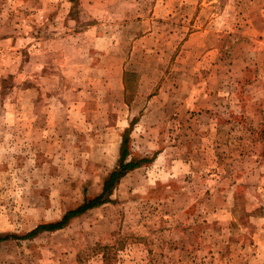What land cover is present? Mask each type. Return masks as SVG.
Instances as JSON below:
<instances>
[{"label": "rangeland", "instance_id": "374dc122", "mask_svg": "<svg viewBox=\"0 0 264 264\" xmlns=\"http://www.w3.org/2000/svg\"><path fill=\"white\" fill-rule=\"evenodd\" d=\"M64 226L22 237L98 194ZM0 264H264V0H0Z\"/></svg>", "mask_w": 264, "mask_h": 264}, {"label": "trees", "instance_id": "16d2710c", "mask_svg": "<svg viewBox=\"0 0 264 264\" xmlns=\"http://www.w3.org/2000/svg\"><path fill=\"white\" fill-rule=\"evenodd\" d=\"M128 139L127 137H123L120 153H119V162L118 166L110 171V173L105 177L102 183V189L98 194L92 196L84 197L82 203H80L77 207L70 209L62 215L61 219L57 222L53 223H45L42 225H37L34 229L23 235L22 237H31L38 233L41 230H54L59 229L72 217L85 212L86 210L93 208L102 204L107 200L108 192L115 186L118 180L123 177L128 171L138 167L145 159H130L128 160V149H127ZM14 237V235H3L0 236V241L5 240L7 238Z\"/></svg>", "mask_w": 264, "mask_h": 264}]
</instances>
